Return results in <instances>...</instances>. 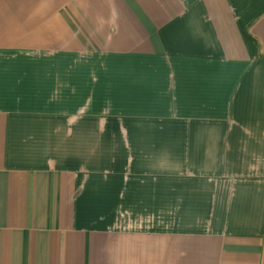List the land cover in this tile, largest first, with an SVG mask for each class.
I'll list each match as a JSON object with an SVG mask.
<instances>
[{
	"label": "crops",
	"instance_id": "obj_1",
	"mask_svg": "<svg viewBox=\"0 0 264 264\" xmlns=\"http://www.w3.org/2000/svg\"><path fill=\"white\" fill-rule=\"evenodd\" d=\"M0 264H264V0H0Z\"/></svg>",
	"mask_w": 264,
	"mask_h": 264
}]
</instances>
